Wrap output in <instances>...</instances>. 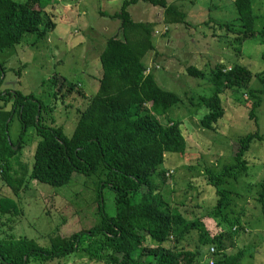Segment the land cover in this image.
I'll return each instance as SVG.
<instances>
[{
  "label": "trees",
  "instance_id": "16d2710c",
  "mask_svg": "<svg viewBox=\"0 0 264 264\" xmlns=\"http://www.w3.org/2000/svg\"><path fill=\"white\" fill-rule=\"evenodd\" d=\"M60 1L64 0H55L52 8L60 9ZM139 1L161 7L162 20L135 21L128 7ZM231 1L236 10L235 23L217 25L220 30L224 28V36L238 33L233 37L237 40L259 36L264 44V13H255L253 6L257 0ZM186 3L191 1L122 0L118 11H100L101 16L119 20L118 30L105 39L98 53L101 75L97 90L83 110L74 109L78 118L70 135L56 123L52 103L46 104L30 92L1 89L6 72L14 69L0 63V180L9 190L7 195H0V264L44 263L74 256H86L98 264H198L206 255L205 264H240L245 249L229 252L237 243L235 233L245 230L242 213L236 209L237 199L244 196L238 188L242 178L248 176L246 152L253 141H264V136L257 131L244 134L231 149V163L220 170L204 168L206 185L214 189L216 200L191 218L172 204L168 180L173 170L161 168L165 154L185 153L187 141L180 129L181 120L166 116L181 98L157 84L154 67H149L146 59L156 52L155 33L160 24L187 23ZM46 6L43 0H0V51L18 44L26 32L42 37L54 29L55 15ZM257 23L261 28L255 29ZM261 59L264 64V50ZM184 70L194 77L203 75L194 65ZM210 74L215 89L202 97L206 112L199 118L200 126L216 130L225 113L219 95L228 90L251 98L248 115L256 122L255 109L264 93V67L255 73L261 82L258 89L249 87L253 74L246 65L234 63L225 68L217 63ZM61 79L52 99L63 103L78 83ZM188 101L193 104V97ZM14 117L21 130L13 141L8 129ZM29 130L39 137L30 169L19 156ZM98 171L104 174L100 182L114 193L112 216L99 207L98 223L69 235H61L57 228L48 234L47 247L11 234L21 213L19 195L28 190L32 179L59 187L67 184L73 173L90 175ZM252 187L249 183L247 190ZM259 189L257 200L263 202L264 181ZM207 219L217 223L213 233ZM225 224L229 230H223Z\"/></svg>",
  "mask_w": 264,
  "mask_h": 264
},
{
  "label": "rangeland",
  "instance_id": "374dc122",
  "mask_svg": "<svg viewBox=\"0 0 264 264\" xmlns=\"http://www.w3.org/2000/svg\"><path fill=\"white\" fill-rule=\"evenodd\" d=\"M43 1L47 3L46 10L55 15L56 25L42 37L36 32H26L18 44L0 51V63L14 69L6 72L1 89L30 92L42 102L52 103L56 123L62 124L65 133L70 135L78 118L74 109L83 110L97 90L101 46L118 30L119 20L101 16L100 11H118L122 0H64L60 1V9L52 8L55 0ZM189 1L192 5L185 4L187 23L165 27L160 24L159 32L155 33L158 39L156 52L147 57L146 64L154 67L153 76L161 88L181 98L166 116L181 120L180 129L186 137L187 147L183 155L165 154L161 168L173 170L168 180L172 204L178 205L179 211L191 218L194 213L200 215L203 208L212 206L216 200L214 189L206 185L204 168L220 170L224 164L231 163V149L244 134L257 131L264 136V93L255 109L256 122L248 115L251 98L228 90L219 95L225 113L217 122L216 130L200 126L199 118L206 112L202 97L211 95L215 89L209 79L210 70L217 63L225 68L234 63L246 65L253 74L249 87L261 88L255 73L264 67L261 59L264 44L259 36L245 40L233 39L238 33H232L229 38L224 36V28L220 30L217 25L235 23L236 10L231 0ZM253 6L255 13H264V0H257ZM128 11L135 21L162 20V8L143 1L131 4ZM166 27L168 31L164 32ZM236 28L234 30L238 32ZM259 28L261 23L255 25V29ZM213 31L216 36L212 35ZM219 34L221 36H217ZM21 65L24 66L17 70ZM187 65L196 66L203 75H188L184 70ZM61 78L66 83H78L63 103L52 99ZM189 97H193V104L188 101ZM20 130V122L14 117L8 129L10 139L17 140ZM23 140L19 156L30 169L39 137L29 130ZM245 156L250 166L248 176L242 178L238 188L244 196L237 199L236 206L242 213L241 224L245 230L235 233L237 243L229 252L244 248L240 264H264V201L257 200L259 184L264 181V141H253ZM103 178L104 174L99 171L90 175L73 173L71 180L59 187L32 179L28 190L19 195L21 213L15 218L11 234L25 236L47 247L48 234L57 228L61 235H69L98 223L101 218L99 207L112 216L115 213L114 193L100 182ZM249 183L253 187L247 190ZM8 191L0 180V195H7ZM205 221L213 233L216 221ZM229 229V225H223V230ZM206 260L207 255L198 264H205ZM30 264L98 263L86 256H74Z\"/></svg>",
  "mask_w": 264,
  "mask_h": 264
},
{
  "label": "built area",
  "instance_id": "2783aa9c",
  "mask_svg": "<svg viewBox=\"0 0 264 264\" xmlns=\"http://www.w3.org/2000/svg\"><path fill=\"white\" fill-rule=\"evenodd\" d=\"M210 264H212V262L210 261Z\"/></svg>",
  "mask_w": 264,
  "mask_h": 264
},
{
  "label": "crops",
  "instance_id": "0c3cea01",
  "mask_svg": "<svg viewBox=\"0 0 264 264\" xmlns=\"http://www.w3.org/2000/svg\"><path fill=\"white\" fill-rule=\"evenodd\" d=\"M101 47L103 48V46H101ZM102 48H101V49H102Z\"/></svg>",
  "mask_w": 264,
  "mask_h": 264
}]
</instances>
